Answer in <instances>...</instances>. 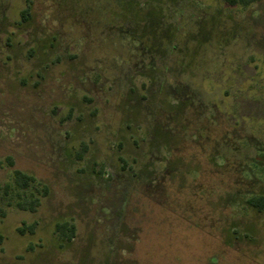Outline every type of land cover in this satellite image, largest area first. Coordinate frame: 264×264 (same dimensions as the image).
<instances>
[{"label":"rangeland","instance_id":"rangeland-1","mask_svg":"<svg viewBox=\"0 0 264 264\" xmlns=\"http://www.w3.org/2000/svg\"><path fill=\"white\" fill-rule=\"evenodd\" d=\"M0 162V264H264V0H0Z\"/></svg>","mask_w":264,"mask_h":264},{"label":"trees","instance_id":"trees-1","mask_svg":"<svg viewBox=\"0 0 264 264\" xmlns=\"http://www.w3.org/2000/svg\"><path fill=\"white\" fill-rule=\"evenodd\" d=\"M226 4L230 6H240L242 8H248L253 3L257 2L258 0H223ZM26 14V11L22 12V16ZM8 166H12V160L10 158L6 159ZM2 167V163L0 162V168ZM36 186L40 189L38 192H40V197H44L47 193V188L45 186H42L33 176L25 174L23 172H20L18 170L12 171V181L10 185H6L7 189H13L15 191H21L25 192L27 189ZM18 195V194H17ZM19 196V195H18ZM40 197H37L34 194L29 195V197L25 198H19L20 200H17L15 202V206L23 211H30L34 212L36 208L40 204ZM245 204L251 208L257 209V210H264V198L263 197H250L245 200ZM66 224L58 225L57 231L61 232L65 230ZM67 239L70 238V236L66 235Z\"/></svg>","mask_w":264,"mask_h":264}]
</instances>
